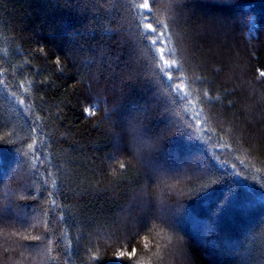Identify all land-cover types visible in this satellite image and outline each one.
<instances>
[{"label":"trees","instance_id":"16d2710c","mask_svg":"<svg viewBox=\"0 0 264 264\" xmlns=\"http://www.w3.org/2000/svg\"><path fill=\"white\" fill-rule=\"evenodd\" d=\"M142 3L0 0V264H264V0Z\"/></svg>","mask_w":264,"mask_h":264},{"label":"rangeland","instance_id":"374dc122","mask_svg":"<svg viewBox=\"0 0 264 264\" xmlns=\"http://www.w3.org/2000/svg\"><path fill=\"white\" fill-rule=\"evenodd\" d=\"M182 214V220H180V225L182 227V231L185 232L186 234L190 235L192 238L198 239L196 240L197 243L205 247L206 243L203 240V236H206V228L202 222H196L193 218H187L183 211L180 212ZM158 220H160L158 218ZM178 218H173V217H163L162 220L160 221L163 224H166V226H170L171 224H176V221H179ZM202 233V237L199 238L197 235Z\"/></svg>","mask_w":264,"mask_h":264},{"label":"snow or ice","instance_id":"6c2138e0","mask_svg":"<svg viewBox=\"0 0 264 264\" xmlns=\"http://www.w3.org/2000/svg\"><path fill=\"white\" fill-rule=\"evenodd\" d=\"M139 7L140 8H142V9H147L148 7H149V0H144V3H142V4H140L139 5ZM145 27L147 28V29H149V30H151V31H155L154 29H153V25L151 24V23H148V24H146L145 25ZM160 42V38H159V36H157V38L156 39H154L153 40V45H156V44H158ZM160 52H161V59H163V55H164V53L166 52V49L165 48H160ZM164 63L165 64H167L168 63V61H164ZM172 64L173 65H175V61H172ZM172 69H171V67L167 70V71H171ZM261 76H264V72H262L261 73ZM169 79H171V77H169ZM177 90H179V89H177ZM85 112H88L89 111V109H85L84 110ZM94 114V113H93ZM121 167H123V165H121ZM136 254V249H132V251L131 252H120V253H118V255H117V259H119V258H121V257H123V256H125V255H127L129 258H131L132 256H134Z\"/></svg>","mask_w":264,"mask_h":264}]
</instances>
